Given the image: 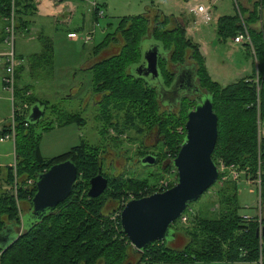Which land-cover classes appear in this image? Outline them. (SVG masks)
Instances as JSON below:
<instances>
[{"label": "trees", "instance_id": "1", "mask_svg": "<svg viewBox=\"0 0 264 264\" xmlns=\"http://www.w3.org/2000/svg\"><path fill=\"white\" fill-rule=\"evenodd\" d=\"M244 1L249 3L250 9L242 8L239 10L238 7L239 11L235 15L218 19L216 33L222 41L235 39L239 34L243 33L239 26V18L242 19L241 14H246V21L251 24L258 19L257 9L259 4L264 8V0ZM30 2L31 0H0V18L9 19L13 8L16 32L25 31L28 23L25 17L32 10ZM97 11L98 9L94 11L95 17H97ZM155 23L163 24L158 21H155ZM149 25V18L144 16L121 21L119 25L120 34L125 36V33H128L130 29V33H136V35L133 34L135 37L133 39L137 40L138 61L125 66L127 57L130 54H128L130 48L125 37L126 44L118 55L100 61L90 67V71L93 70V84L96 83L97 90L103 92V94L106 93L104 90L108 92L105 97L109 96L119 102V111H123L126 114L127 125H131L133 128L137 124L141 125L143 124V119L147 118L148 115L147 119L151 120L152 124L154 123L151 132L156 128L162 138L175 141L179 138V135L172 131L181 125L183 111L179 117L170 111L169 116L171 119H179L177 123L175 122L174 128L167 127L170 131L167 132L163 124L155 125L157 120L155 121L154 119L156 118L152 119L148 113L153 111L154 108L155 111L156 106L157 111L162 108L157 89L150 87L143 80L131 76L129 69L140 62V44L145 38H151L161 44L163 50L167 53V57L161 58L158 63L166 88H169L173 82L169 81L166 75L171 76V74L165 68L164 71L161 65L170 61L176 67H180L185 66L187 61L192 62L199 89L201 92L206 90V95L211 97L213 112L218 118V138L212 157L216 159L218 167L223 164L226 169L233 166L238 173L243 172L252 186L258 173H261L260 204L261 210L264 212V137L261 138V135L258 134V121L264 123L263 36L256 34L251 28L248 30L252 47L248 45L246 47L250 53L252 51L256 62L253 78L250 80L244 79L236 84L220 88L211 82L204 65L205 60L199 53L196 44L189 39L186 40L185 28L165 31L163 33L166 36L160 38L156 30L148 31ZM162 39H165L167 43ZM112 41L107 40L104 44L102 43L101 47H97L93 54L96 55L104 51ZM44 43L43 52L40 55H35L38 65L40 63L45 65L47 63L52 64V43L48 42V45L46 42ZM179 49H181V53ZM188 52L190 53L187 60L185 56ZM21 69L16 72L17 81L19 80ZM17 92V87H15L13 99H15ZM118 97L120 98L118 99ZM129 97L134 99L131 103L135 106L127 109L124 105H126L125 103L129 100ZM191 98L182 99L179 107L183 106ZM36 104L45 106L39 102L31 104V106ZM127 110L131 113H128ZM157 115H159L158 112ZM26 116L25 114H19V108L15 110L13 116L14 131L16 129V136L14 137L15 164L22 169L20 170L21 175H33L34 182L28 190L22 189L21 184L25 182L26 176H21L20 182L18 180L16 182L11 168L9 169L8 185L16 184L21 188L17 190L16 198L1 199L3 204L0 203V234L7 227H13L14 229L22 227L23 220L17 217L16 203L22 200L28 201L31 207V201L36 194L35 182L39 175L47 172L57 164L71 162L77 168L78 177L67 200L59 204L55 210L49 212L40 222L24 229L17 241L7 250L3 252L0 249V264H127L126 262L130 258L128 252L129 249L132 250V246L122 232L120 218H118V231H113L108 223L109 218L107 216L110 213L104 215L103 211L110 202L118 203L119 213H121L123 206L130 201L127 197L129 192H127L126 188L131 189L132 200L149 197L152 193L136 190L133 185H124V183L111 180L102 173L108 180V189L98 199H88L86 193L89 189V181L97 175L99 168H101L99 156L90 151L86 144L81 143L62 156L51 160L43 159L39 150V140L34 136V132L31 129L32 124L27 120ZM82 123L83 121L79 116H69L65 119L64 126L75 124L82 126ZM9 134H11L10 125L5 126L0 131V137ZM184 139L185 134L177 145L178 151ZM178 151L172 157L173 161L177 157ZM25 152H28L31 156L28 158L23 157ZM155 158L157 159V164L158 158ZM226 174L227 172L225 171L221 176ZM127 182L130 183L131 181ZM82 184H85V187ZM171 188L172 186L169 189ZM84 191L85 193H83ZM232 191V194H228V196L223 191L222 202L218 208L220 216L217 220L211 221L200 216V218H196L195 233L185 234L186 245L182 250H172L167 248L165 243L154 242L145 248L144 253L140 255L139 261L149 264H236L258 263L261 259L262 264H264V216L261 224L258 223V218L256 217H252L253 220L250 221L244 220L243 216L239 215L241 208L236 194L237 187L232 188ZM3 216L6 217L8 224L2 221ZM104 225L105 228L103 229ZM260 226L262 231L257 237ZM174 232L177 237L179 232ZM133 252L136 253L135 251Z\"/></svg>", "mask_w": 264, "mask_h": 264}, {"label": "rangeland", "instance_id": "2", "mask_svg": "<svg viewBox=\"0 0 264 264\" xmlns=\"http://www.w3.org/2000/svg\"><path fill=\"white\" fill-rule=\"evenodd\" d=\"M64 1H71L76 8V12L70 25H66L62 28L59 39L54 43L52 42V64L47 63V65H45L44 63H40L38 65L36 56L30 58L22 57L26 63L27 61L29 63L27 76L30 80L29 85L27 84V86H24L23 77H19V82L15 86L18 92L14 100L11 93L4 90L2 91V70L0 69V131L5 126L10 125L11 133L15 137L16 129L14 131L15 125L13 122L15 110L19 108V114L27 115L26 118L29 120L31 110L33 109L31 104L35 102L42 103L45 105L40 106L44 109V115L37 124H32L31 129L34 132V136L39 140V150L43 159L51 160L57 158L68 153L72 148L84 143L90 151L94 152L96 156H99L102 173L107 175L109 179L124 183V185H133L136 190L146 191L147 193H152V195L169 190L171 186L174 187L176 184L177 173L172 167V157L176 155L175 153L178 151L177 145L185 134L184 128L187 122L186 114L188 111L194 110L198 102L187 95L182 98H191V100L186 102L183 106L179 107V102L182 98L177 99L178 102H176L175 99L172 100L171 104H163L160 111H157L158 109L156 106L155 111L154 108L153 111L148 113L152 119L156 118L154 119L155 121L157 120L155 125L163 124L168 132L170 129H167V127L174 128L175 122L177 123L179 120L177 118L171 119L169 116L171 113L170 111L177 117H179L183 111V120L180 122L181 125L172 131L179 135V138L175 141L162 138L156 128L151 132L154 123L152 124V121L147 119L148 115L147 118L143 119V124H137V126L133 128L131 125L126 124V114L123 111H119V102L111 99L109 96L105 97L108 92L104 90L106 93L103 94V92L97 90L96 83L93 84V70L90 71L89 69L94 65L90 63L95 62V55L93 52L97 47H101V44H104L107 40H113L110 45L120 48L121 52L126 44L124 40L126 37L130 48L128 54H130L127 57L125 66L138 61L137 40L133 39L135 38L133 34L136 35V33H130V29L128 33H125V36L120 34L119 25L124 19H134L139 16L148 17L150 24L148 31H153V29L156 30L160 38L166 36V34L163 33L165 31L174 29L179 30L181 28H185L186 30V27H193L192 31L195 35L206 37V44H202V46L199 47L194 41L196 38H193L191 35L187 36V33L185 35L186 40L189 39L198 47L199 53L205 60L204 65L211 82L218 85L220 88H225L239 81H243V77H247V80L253 78L255 75L254 73L251 77H248L251 75L252 63L254 68L256 63L252 51L250 53L249 49L243 46L234 47L232 45L234 39L222 41L216 34L217 28L214 20L209 23V27H203L201 29L196 28L197 25L195 26L192 9L194 6L200 5L198 2L210 4V2H206V0ZM210 1L212 2V0ZM236 3L239 10L242 8L250 9L251 7L249 3L244 0H236ZM215 4L216 5L212 7L213 18L217 16H219V18L231 17L237 13L234 0H216ZM95 7L101 9L103 13L101 17L94 16ZM257 13L258 19L251 24L246 21L247 15L241 14L242 19L239 18V26L243 33L245 31L248 32L251 28L256 34H261L264 42V8L261 4H259ZM150 17H152L151 20ZM155 21L162 22L163 24L159 25L155 23ZM4 25V21L0 20V30H2ZM67 32H77L75 34H77L79 38L89 36L91 40L88 43L68 40L64 34ZM148 39L143 40L141 43V52L148 50V48L153 45ZM162 40L167 43L165 39ZM15 42L16 55L18 56L20 54L30 56L40 53L42 50L40 47L28 49L25 46H21V38H19L18 35H16ZM243 43L246 46L248 45L245 41ZM46 44L48 45V42H46ZM114 48L110 47V49H108V51L112 49L109 55L118 54L119 50ZM0 50H5L3 53H7L9 48L6 45L0 44ZM179 51L181 53V49H179ZM189 53L190 52L185 56L187 60ZM99 61L97 63H99ZM26 63L24 62V65ZM186 65L188 68H192V62L187 61ZM161 67L163 70L165 68L169 74H171V76L168 74L166 75L169 81L173 82L175 79L174 69L176 65L168 61L167 64L163 63ZM129 74L137 77L134 71L131 73L129 71ZM158 82L163 83V77L161 75L159 76ZM147 84L153 87V85ZM202 92L203 95L204 93L206 94V90H202ZM181 94H184V92L181 91ZM119 98L120 97H118V99ZM133 100L134 99L129 97V100L125 103L126 105H124L125 108L130 109L131 106L134 107L135 105L131 103ZM157 112L159 115H157ZM69 116H79L83 121L82 126L76 124L64 126L65 119ZM262 137H264V125L262 127L261 138ZM148 154L157 157L158 163L153 166L143 165L141 163V157ZM29 156L31 155H29L28 152L23 154V157L28 158ZM15 161L14 141L8 140L2 143L0 142V203L2 204L3 202L1 201L4 198L8 200L12 197L16 198L17 190L21 188L16 184L12 186L8 185L7 178L10 168L16 182L17 180L19 181L21 176H26L25 182L21 184L22 189L28 190L34 182L33 175H21L22 173H20V170L22 169L16 166ZM212 161L218 167L214 157H212ZM219 163L221 162L219 161ZM244 175L243 172H240V177L238 176L237 180H233L229 173L219 176L217 182L206 193L196 202L188 205L184 212L187 219L186 223H182L181 220L178 219L171 225V231L179 232V240L175 241L174 238L166 239L163 241L165 246L172 250H182L186 245L185 234L189 235L195 233L196 218L201 217L211 221L217 220L220 216V210L218 208L221 205L223 194L227 193V196L228 194H232V188L234 187H237L236 194L241 208L239 210V215L257 218V189L248 184L249 181ZM127 181L131 182L128 183ZM82 185L85 187V184ZM126 190L129 192L127 194L128 199L132 200L133 194L131 189L129 190L126 188ZM223 191L225 192L223 193ZM83 193H85V191ZM30 209L31 207L28 201L22 200L16 203L17 217L20 220L22 218L24 222L20 229H13L14 235L30 227L28 221ZM103 213L104 215L110 213L107 216L109 218V227L113 231H118V218H120L121 214L119 213L118 203L109 202ZM261 216L263 219L264 212H262ZM2 221L8 224L5 216L2 217ZM104 228L105 225L103 229ZM133 251V248L132 250L129 249L128 253L130 258L129 261L126 262L127 264H149L147 262L141 263L139 261L140 255Z\"/></svg>", "mask_w": 264, "mask_h": 264}, {"label": "water", "instance_id": "3", "mask_svg": "<svg viewBox=\"0 0 264 264\" xmlns=\"http://www.w3.org/2000/svg\"><path fill=\"white\" fill-rule=\"evenodd\" d=\"M148 40L153 45L141 52L140 62L129 71L130 73L134 71L137 74L135 78L157 89L161 105L171 104L175 99L178 102L177 99L187 95L192 97L201 92L196 82L194 66L176 67L175 79L169 88L165 87L164 82H158L161 75L158 63L161 58L167 57V53L163 51L161 44L152 39ZM195 88L198 89L197 92ZM181 91L184 94H181ZM43 115L44 109L36 104L28 121L37 124ZM217 125L218 118L213 112L212 99L202 93L201 102L187 114L185 139L172 162L177 173L174 187L140 200H130L125 204L120 214V226L137 254L141 255L145 248L154 242L163 243L169 238L176 240L175 232L170 230L171 225L180 219L189 204L196 202L217 182L219 171L212 161L218 138ZM156 162L157 159L152 155L141 159L143 165L153 166ZM77 177V168L71 162L57 164L38 176L35 182L36 194L31 201L28 217L30 226L40 222L49 212L68 199ZM107 189L108 180L99 168L97 175L89 181L87 197L91 200L98 199ZM13 229L7 227L0 234V249L3 252L21 236V232L14 235Z\"/></svg>", "mask_w": 264, "mask_h": 264}, {"label": "crops", "instance_id": "4", "mask_svg": "<svg viewBox=\"0 0 264 264\" xmlns=\"http://www.w3.org/2000/svg\"><path fill=\"white\" fill-rule=\"evenodd\" d=\"M213 1L214 0H212V2ZM206 2H210V4H206V3H202V2H198V3H200V5H212L210 0L209 1L206 0ZM215 2H216V0H215ZM30 4H31L32 10L30 12H28L26 17H25V19L28 21L27 26H26V30L23 32L22 31L17 32L16 35H18L19 38H21V43H20L21 46H25L28 49L29 48L36 49V48L40 47V48H42V50L40 53L33 54L30 56H26V55H22V54H20L21 56L20 55L18 56V55H16V45H15V56L18 58L17 60L20 62V66L17 68L16 72L21 68L23 69V71L21 69V71L19 72V77H21V76L23 77L24 86H27V84L29 85L30 78L27 76L29 63H28V61L26 63V61H24L23 58H26V57L30 58V57L35 56V55H40L44 50V45H45L44 42H51V43L56 42V40L59 39V37H60V34L62 32V28L66 25H70V23L73 21V17H74L75 12H76V8L71 1H64L63 3H57L54 0H31ZM214 5H216V4H214ZM192 16H193V14H192ZM151 18L152 17H150V20H151ZM218 19H219V16H217L216 18H213V20L215 21V26H216ZM0 20H3L4 24H5L4 27L2 28V30H0V44L5 45V43H4L5 37H6L5 29L7 28L8 24L4 19H0ZM204 27H209V25L204 26ZM192 28L193 27H191V28L186 27L187 36L191 35L193 38H196V40H194V41L199 45V47L202 46V44H206V42H205L206 37L195 35L194 32L192 31ZM196 28L201 29L203 27L196 26ZM71 33H73V32L64 33L66 36V39H68L67 35L71 34ZM75 33H77V32H75ZM68 40H70V39H68ZM232 43H233L232 45L234 47L243 46V47L247 48L244 43L235 44L234 40ZM110 47L114 48L116 46L113 47L112 45H109V47L106 50L100 52L99 54L97 53L95 55V62L90 63V64H96L99 60L103 61V60L111 58L112 56L118 55L120 53V48L116 47L114 49L119 50L118 54L116 53L113 55H109L112 52V49L108 51V49H110ZM4 51L5 50H0V54H4L3 53ZM92 52H93V50H92ZM24 62L26 63L25 65H24ZM0 69L2 70V76H1L2 91L3 90L6 91L3 88V84H2V78H3L4 71L2 68H0ZM85 69H86V67H85ZM253 73H254V65L252 63L251 75L248 77H251L253 75ZM243 79H247V77H243ZM18 82H19V80L18 81L16 80V85L18 84ZM17 110H18V108H17Z\"/></svg>", "mask_w": 264, "mask_h": 264}, {"label": "built area", "instance_id": "5", "mask_svg": "<svg viewBox=\"0 0 264 264\" xmlns=\"http://www.w3.org/2000/svg\"><path fill=\"white\" fill-rule=\"evenodd\" d=\"M57 3H63L64 0H54ZM235 5H236V9L238 10V5L236 3V0H234ZM212 5H196L194 6V8L192 9V13L194 16V22L195 25L200 26V27H204V26H208L210 25L209 23L213 21V16H212V7L215 4V0L213 2H211ZM97 14L96 16L101 17L103 15V13L101 12V9L98 7H95V10H97ZM7 22V28L5 29V45L9 48V51L7 53L4 54H0V68L3 69L4 74H3V78H2V83H3V88L11 93V95H13V90H14V86H15V82H16V77H15V71L16 69L20 66V62L17 60L16 56H15V40H16V22H15V14L13 13V8H12V12L10 15L9 19H4ZM67 38L70 40H74V41H83V43H88L90 42L91 38L89 36H86L84 38H79L77 34L75 33H71L67 35ZM247 42L248 45L250 47H252L251 45V41L249 38V34L247 31H245L242 34H239L235 39H234V43L235 44H241L243 42ZM264 123H261L260 121H258V134L262 135V125ZM8 140H13L14 141V136L11 133L8 136L2 137L0 138V142H4V141H8ZM218 171H219V176H221V174H223L225 171L227 173H229L233 180H237L239 173L237 171V169L235 167H228V169H226V166H224L223 164L220 165V167H218ZM251 185V183H249ZM261 184H262V177H261V173H258L256 180L253 182V186L257 189V197H258V223L261 224L262 222V210H261V204H260V197H261ZM124 207V206H123ZM181 222L182 223H186V216L184 215V213L180 216ZM243 219L246 221H250L253 220L252 217L250 216H243ZM262 229L260 226L259 229V234L261 233ZM258 264H262V260L260 259Z\"/></svg>", "mask_w": 264, "mask_h": 264}, {"label": "flooded vegetation", "instance_id": "6", "mask_svg": "<svg viewBox=\"0 0 264 264\" xmlns=\"http://www.w3.org/2000/svg\"><path fill=\"white\" fill-rule=\"evenodd\" d=\"M199 87V86H198ZM199 89V88H198ZM197 88H195V92H197L198 90ZM192 98H194L198 103L201 102V99H202V93L199 92L197 94H195L194 96H192ZM147 156V155H146ZM180 235L177 233V237H176V240L178 241L179 240V237ZM183 237V236H182Z\"/></svg>", "mask_w": 264, "mask_h": 264}, {"label": "bare ground", "instance_id": "7", "mask_svg": "<svg viewBox=\"0 0 264 264\" xmlns=\"http://www.w3.org/2000/svg\"><path fill=\"white\" fill-rule=\"evenodd\" d=\"M164 51V50H163ZM165 52V51H164ZM166 53V52H165ZM191 66H193V64L191 65ZM17 70V69H16ZM15 77H16V71H15ZM3 84V83H2ZM15 86H16V82H15ZM15 86H14V88H15ZM14 91V90H13ZM12 97H13V95H12ZM14 100V99H13Z\"/></svg>", "mask_w": 264, "mask_h": 264}]
</instances>
